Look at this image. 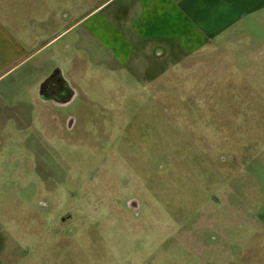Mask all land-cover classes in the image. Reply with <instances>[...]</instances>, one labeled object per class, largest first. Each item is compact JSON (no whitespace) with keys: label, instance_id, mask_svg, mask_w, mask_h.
Instances as JSON below:
<instances>
[{"label":"rangeland","instance_id":"rangeland-1","mask_svg":"<svg viewBox=\"0 0 264 264\" xmlns=\"http://www.w3.org/2000/svg\"><path fill=\"white\" fill-rule=\"evenodd\" d=\"M222 49L82 79L71 129L35 119L42 54L10 70L32 124L1 126L0 264H264V47Z\"/></svg>","mask_w":264,"mask_h":264},{"label":"crops","instance_id":"crops-1","mask_svg":"<svg viewBox=\"0 0 264 264\" xmlns=\"http://www.w3.org/2000/svg\"><path fill=\"white\" fill-rule=\"evenodd\" d=\"M74 8L54 0H0V80L12 69H27L42 54L43 70L34 83L62 67L66 79L58 73L49 83L58 98L98 73L112 77L136 67L146 71L152 58L210 49L222 53L223 46L238 54L240 42L247 46L245 52L264 47L259 34L264 31V0H93L81 11L76 4ZM33 87L27 92L35 94L30 102L45 130L53 123L73 128L75 119L69 122ZM20 110L0 99V134L2 124L13 120L15 135H21L27 123Z\"/></svg>","mask_w":264,"mask_h":264},{"label":"flooded vegetation","instance_id":"flooded-vegetation-1","mask_svg":"<svg viewBox=\"0 0 264 264\" xmlns=\"http://www.w3.org/2000/svg\"><path fill=\"white\" fill-rule=\"evenodd\" d=\"M259 34H261L262 40H264V38H263L264 37V31H259ZM72 88H74V87L70 86L69 91H68L67 94L57 98V97H55V95L57 94V92H56L57 88H55V89L53 88V91H52V90H50V84L46 83L45 84V94H46L47 97H54V98H57V99H67L71 95L75 94V97H74V99H75L76 96H77V92H76L75 88H74L75 91ZM46 90H47L48 93H46ZM51 91H52V93H51ZM67 106L68 105H59V106H56V107H58L60 110L63 111V109L65 107H67ZM67 118H68V121L70 122V121H72L74 119V116L72 114H69L67 116ZM1 143H2V141L0 139V145H1ZM124 205H125V207L127 209H129L130 211L134 212L135 214H139L140 213V203H139V200L137 198H135V197L127 198L124 201Z\"/></svg>","mask_w":264,"mask_h":264},{"label":"water","instance_id":"water-1","mask_svg":"<svg viewBox=\"0 0 264 264\" xmlns=\"http://www.w3.org/2000/svg\"><path fill=\"white\" fill-rule=\"evenodd\" d=\"M58 73H61L63 75V77H65L62 67H58L50 75H52V74H58ZM65 79H66V77H65ZM45 80L46 79H44L40 83V90H39V97L43 101H45V102H51L52 104H54L56 106H59V105H69V104H71L73 102L74 97H75V94L71 95L67 99H57V98H54V97H47L46 94H45ZM72 89L74 90V88H72Z\"/></svg>","mask_w":264,"mask_h":264},{"label":"trees","instance_id":"trees-1","mask_svg":"<svg viewBox=\"0 0 264 264\" xmlns=\"http://www.w3.org/2000/svg\"><path fill=\"white\" fill-rule=\"evenodd\" d=\"M57 74H52V75H49L46 80H45V84L48 83L49 81H51L54 77H56Z\"/></svg>","mask_w":264,"mask_h":264}]
</instances>
